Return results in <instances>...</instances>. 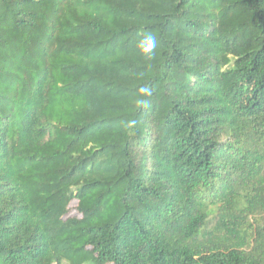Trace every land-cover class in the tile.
Returning <instances> with one entry per match:
<instances>
[{
	"label": "trees",
	"instance_id": "trees-1",
	"mask_svg": "<svg viewBox=\"0 0 264 264\" xmlns=\"http://www.w3.org/2000/svg\"><path fill=\"white\" fill-rule=\"evenodd\" d=\"M0 264H264V0H0Z\"/></svg>",
	"mask_w": 264,
	"mask_h": 264
},
{
	"label": "clouds",
	"instance_id": "clouds-1",
	"mask_svg": "<svg viewBox=\"0 0 264 264\" xmlns=\"http://www.w3.org/2000/svg\"><path fill=\"white\" fill-rule=\"evenodd\" d=\"M149 43H150V45H152V46H154V43H155V41H154V38H149Z\"/></svg>",
	"mask_w": 264,
	"mask_h": 264
},
{
	"label": "rangeland",
	"instance_id": "rangeland-1",
	"mask_svg": "<svg viewBox=\"0 0 264 264\" xmlns=\"http://www.w3.org/2000/svg\"><path fill=\"white\" fill-rule=\"evenodd\" d=\"M75 204H76V203H74L72 207H74ZM75 214H76V213H75L74 211L71 213V215H75Z\"/></svg>",
	"mask_w": 264,
	"mask_h": 264
}]
</instances>
